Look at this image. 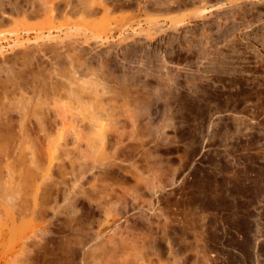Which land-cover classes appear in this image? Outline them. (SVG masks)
<instances>
[{
  "label": "rangeland",
  "instance_id": "obj_1",
  "mask_svg": "<svg viewBox=\"0 0 264 264\" xmlns=\"http://www.w3.org/2000/svg\"><path fill=\"white\" fill-rule=\"evenodd\" d=\"M56 1L41 36L45 15L5 8L0 93L13 77L74 86L62 102L86 111L63 109L82 132L53 150L6 133L0 264H264V0H105L93 16Z\"/></svg>",
  "mask_w": 264,
  "mask_h": 264
},
{
  "label": "bare ground",
  "instance_id": "obj_2",
  "mask_svg": "<svg viewBox=\"0 0 264 264\" xmlns=\"http://www.w3.org/2000/svg\"><path fill=\"white\" fill-rule=\"evenodd\" d=\"M3 1V2H2ZM6 1V0H5ZM4 0H1V8H0V24L4 23V22H10V20H13L12 15L11 14H8L7 12H5V10L8 7L4 5V3H8V2H5ZM9 1V0H8ZM12 1V0H11ZM42 1V0H41ZM40 1V2H41ZM185 1V0H184ZM189 1V0H188ZM199 2L201 1L204 5L208 2V0H198ZM38 3L35 4L33 3V6L31 5V7H33L32 9H25L23 10V5L22 7L18 4V3H14V6H11L9 9H10V12L11 10L13 12H20V14L22 13V16L24 14V16L27 14L30 15V14H36L37 15H45V18L46 19V23H48V25L46 23L45 26H43V24H38L37 26L35 27H38V28H35L32 26V30L34 31H37L36 35H40L41 34H44L46 31L49 32L51 34V32L53 31V23H51V19L54 17V13L55 11L57 10V7H58V3L56 0H43L41 3ZM81 2V0L79 1ZM161 2V1H160ZM200 2V3H201ZM206 2V3H205ZM11 4V2H9ZM28 3V2H27ZM68 3V2H67ZM66 3V5H67ZM70 3V2H69ZM185 3H188L187 0L185 1ZM190 3V1H189ZM201 3V4H202ZM110 4V3H109ZM208 4V3H207ZM250 4V3H249ZM253 4V3H252ZM4 5V6H3ZM29 5V4H28ZM79 5V4H78ZM172 5V4H171ZM240 5V4H239ZM27 6V5H26ZM80 6V5H79ZM77 6V7H79ZM112 6V5H111ZM167 6V5H166ZM197 6V5H196ZM67 7V6H66ZM170 7V6H169ZM6 8V9H5ZM22 8V9H21ZM30 8V7H29ZM75 9V8H74ZM79 10H81V14L83 12V15H92L97 13V10L98 9H103V11L107 10L108 9V6L106 4V1L105 0H83L81 2V6L79 8H77ZM170 9V8H169ZM172 9V7H171ZM101 11V10H100ZM9 12V13H10ZM19 14V13H17ZM78 14V13H77ZM71 16V15H69ZM28 18V17H27ZM79 18V17H78ZM72 19V18H71ZM28 20V19H27ZM39 20V19H38ZM42 20H45L44 19V16L42 17ZM47 20H50V23L49 21ZM53 20V19H52ZM26 21V20H25ZM29 21V20H28ZM39 22V21H38ZM42 22V21H41ZM44 22V21H43ZM33 24V23H32ZM37 24V23H36ZM52 24V25H51ZM28 25V24H27ZM47 25V26H46ZM29 26V25H28ZM30 26V27H31ZM43 26V27H42ZM177 28V27H176ZM7 29V28H6ZM46 29V30H45ZM56 29V28H55ZM32 30H27V32H30ZM17 30L15 29L14 32H16ZM26 31V30H25ZM34 31V32H35ZM12 32V33H14ZM18 32V31H17ZM48 33V34H49ZM16 34V33H15ZM19 35V34H17ZM16 35V37H17ZM49 36V35H48ZM3 48V47H1ZM1 52V51H0ZM87 71V70H86ZM14 71H12L13 73ZM11 73V74H12ZM15 73V72H14ZM75 74H78V77L74 76L72 77V79H77V78H81L79 77L80 73L78 71H74ZM94 73V72H93ZM17 75V74H16ZM51 75V74H50ZM13 76H15L13 74ZM19 76V75H18ZM43 76V74H42ZM82 76V75H81ZM21 77V76H20ZM57 77V76H55ZM24 78V77H22ZM48 78V77H47ZM54 78V77H52ZM101 78V77H100ZM55 79V78H54ZM102 79V78H101ZM26 80V79H25ZM54 81V80H52ZM73 81V80H71ZM10 83V85L7 87V85H5L4 89L2 90V92L0 93V147H4V148H7L6 147V133L9 131H12V130H17L18 131V134L17 135H20V136H25V135H29L31 131H37L42 133L44 136L48 137L49 141L48 143L46 144L45 142L42 143V144H45V146L47 147V150L48 149H51V148H54V147H57L58 146V143L56 142V140L58 141L59 139H61V137L69 132L70 130H73V131H76L77 129L79 130L80 128H78L77 126L75 127L73 125V123H76V121L74 122L75 118H74V113L72 114H69L71 113V110L70 109H65L66 108V105L70 106L71 109H77L76 111H78V109L80 108V106L78 107L77 105H73V101H70L69 98H68V102L64 103L62 102L63 100H67V96L69 97H79V94L77 93V91H75V89L70 86V85H65V84H62V83H58V82H47L46 78L45 77H39V78H36L34 77L32 80L30 81H20L18 79V77H13L11 79V81H8ZM7 82V84H8ZM74 82V81H73ZM75 84L77 83L76 81L74 82ZM73 83V84H74ZM5 84H6V81H5ZM79 84V83H77ZM82 84V83H81ZM165 84V83H164ZM82 87V85H80ZM1 87V86H0ZM2 87V88H3ZM81 87H76L80 90ZM9 88V89H8ZM8 89V90H7ZM97 89V88H96ZM89 90V89H88ZM99 91V90H98ZM138 91V90H137ZM82 93H83V90H82ZM87 94V93H86ZM87 96V95H86ZM113 96V95H112ZM111 96V100H113L114 96L112 97ZM89 97V96H88ZM97 97V96H96ZM95 97V98H96ZM100 97V96H99ZM98 97V99H99ZM92 98V97H91ZM72 99V98H70ZM93 99V98H92ZM97 100V99H96ZM81 101V100H80ZM78 100V102H80ZM115 101V99H114ZM72 102V103H71ZM84 103V101H83ZM51 104L61 108V111H59V113L57 112V110H55V117L58 118V115L61 116V126L59 124H57L56 126H51L48 124V120H49V117H51L50 115H53V109L55 107L52 108ZM75 104H76V101H75ZM53 105V106H54ZM87 105V104H86ZM51 106V107H50ZM89 106H93L94 107V104L93 105H89ZM63 107H65L63 109ZM52 108V109H51ZM87 108V106H86ZM91 108V107H90ZM89 108V109H90ZM100 108V106H99ZM145 108V107H144ZM57 109V108H55ZM102 109H104V107H102ZM79 110H85L86 109H83L81 107V109ZM94 110V109H93ZM101 110V108H100ZM97 111L96 113H101V112ZM83 112V111H82ZM92 113V111H90ZM90 112L88 111L87 113H89L90 115ZM76 115H78V117L80 116L79 114H77V112H75ZM78 113H81V111ZM84 113V112H83ZM86 113V114H87ZM95 114V112H93ZM85 114V113H84ZM102 114V113H101ZM88 115V114H87ZM96 115V114H95ZM86 116V115H84ZM93 116V115H92ZM91 117V115H90ZM82 118V117H81ZM92 118V117H91ZM90 118V119H91ZM100 118V122L102 121V117L98 116V118H92V120H94L95 122L99 121L98 119ZM54 119V118H53ZM84 119V118H83ZM102 123V122H101ZM54 124V123H53ZM56 124V122H55ZM91 125L92 127H96V125H93V124H89ZM80 126V125H79ZM102 128V127H101ZM11 129V130H10ZM89 129V128H88ZM104 130V128H102ZM14 130V132H15ZM77 130V131H78ZM82 130V129H81ZM79 130V131H81ZM84 130V129H83ZM102 130V133H99L98 135H100V139L102 141L103 138H101L102 135H105V130L103 131ZM78 131V133H79ZM8 132V133H9ZM82 132V131H81ZM17 133V132H16ZM54 133L57 134V136L55 137L54 136ZM70 133V132H69ZM84 134V133H83ZM97 134V133H96ZM95 134V135H96ZM19 136V137H20ZM59 137V138H58ZM57 138V139H56ZM19 139V138H18ZM56 139V140H55ZM105 139V138H104ZM29 140H32V139H29ZM34 142V141H33ZM43 142V141H42ZM32 143V142H31ZM40 143V142H39ZM103 143H104V140H103ZM22 144V143H21ZM35 143L31 144L34 146ZM37 144V143H36ZM40 144V145H42ZM30 145V146H31ZM29 146V147H30ZM39 146V145H38ZM44 146V145H43ZM44 146V147H45ZM33 148V147H31ZM53 150V149H51ZM49 150V151H51ZM7 155V154H6ZM3 158V157H2ZM4 159V158H3ZM6 160V159H5ZM3 162V161H2ZM33 178V177H32ZM31 178V184L36 185L37 184V179L34 178L32 179ZM30 181V180H29ZM30 183V182H29ZM32 186V185H30ZM32 186V187H33ZM37 186V185H36ZM68 187V186H67ZM70 187V186H69ZM28 189V187H26ZM34 188V187H33ZM32 189V188H31ZM68 189V188H67ZM71 190V189H70ZM30 191V190H29ZM66 191V190H64ZM63 191V192H64ZM68 191V190H67ZM26 194V193H25ZM28 194V193H27ZM37 194V193H36ZM76 195V194H75ZM75 195H74V192L72 191H69L67 193L64 194V199L66 201V203L69 204L70 207L73 206L74 208V203L73 201L75 200ZM63 197V196H62ZM36 199V197H35ZM34 200V199H33ZM57 200V199H56ZM38 202V200H36ZM35 201V203L33 204L32 207H30V209L32 210H36L37 208V205H39L37 202ZM57 202V201H56ZM75 202V201H74ZM37 203V204H36ZM74 204V205H72ZM41 205V204H40ZM77 207V206H76ZM27 210V209H25ZM24 211V210H23ZM27 212V211H26ZM38 212V211H37ZM24 212H22L23 214ZM25 214V213H24ZM23 214V215H24Z\"/></svg>",
  "mask_w": 264,
  "mask_h": 264
}]
</instances>
